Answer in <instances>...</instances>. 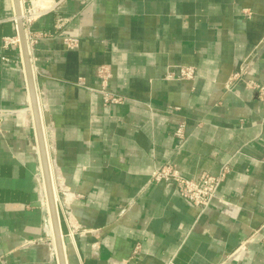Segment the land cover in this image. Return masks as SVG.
<instances>
[{
  "label": "crops",
  "instance_id": "1",
  "mask_svg": "<svg viewBox=\"0 0 264 264\" xmlns=\"http://www.w3.org/2000/svg\"><path fill=\"white\" fill-rule=\"evenodd\" d=\"M24 4L65 263L264 264V0ZM15 7L0 0V264H58ZM223 165L202 213L152 178Z\"/></svg>",
  "mask_w": 264,
  "mask_h": 264
},
{
  "label": "built area",
  "instance_id": "2",
  "mask_svg": "<svg viewBox=\"0 0 264 264\" xmlns=\"http://www.w3.org/2000/svg\"><path fill=\"white\" fill-rule=\"evenodd\" d=\"M21 11H20V20L22 22L24 31L27 33L28 28L37 13L35 12L32 6H26L24 0H20ZM17 37L4 38L2 42V47L5 49L10 44L17 43ZM75 39H70V45L74 44ZM193 71L191 68H181L179 69L180 78H191ZM98 75L102 79H106L108 74L103 68L98 69ZM258 95L260 98L264 99V87L258 88ZM104 100L107 102H119L121 98L110 96L104 94ZM5 110L0 109V117L4 114ZM181 128L176 130V135L181 136ZM229 172L227 165H223L219 172L215 175L201 173L194 179L183 178L177 174V172L170 167H165L159 171H154L152 173V178L155 181L163 180H173L175 182L176 191L178 195L185 200L187 204L194 207L198 210L199 213H202L216 197V193L220 183L225 178L226 174Z\"/></svg>",
  "mask_w": 264,
  "mask_h": 264
},
{
  "label": "water",
  "instance_id": "3",
  "mask_svg": "<svg viewBox=\"0 0 264 264\" xmlns=\"http://www.w3.org/2000/svg\"><path fill=\"white\" fill-rule=\"evenodd\" d=\"M15 8H16V20L18 24V36L19 41L23 50L24 55V66H25V73L26 79L29 88L30 100H31V109L33 113L34 119V126L36 130V139H37V146H38V154L41 166V175L44 185V190L46 194L47 204L49 207V212L51 216V222L54 229V238H55V250L57 254L58 264H66L65 263V256H64V244L67 243L66 238H61L60 232L58 229V215H57V208L55 203V198L52 189V181H51V174H50V166L48 162V156L46 152V143H45V136L42 127V121L40 118L37 95L35 90L34 78L30 66V61L28 57V49L26 43V36L25 31L22 25V22L19 18L20 14V4L19 0H15Z\"/></svg>",
  "mask_w": 264,
  "mask_h": 264
},
{
  "label": "bare ground",
  "instance_id": "4",
  "mask_svg": "<svg viewBox=\"0 0 264 264\" xmlns=\"http://www.w3.org/2000/svg\"><path fill=\"white\" fill-rule=\"evenodd\" d=\"M40 118H41V116H40ZM43 126V125H42ZM46 152H47V148H46ZM47 156H48V152H47ZM48 162H49V160H48ZM50 174H51V171H50ZM51 183H52V189H53V179H52V176H51ZM45 191V190H44ZM53 194H54V198H56V195H55V192H54V189H53Z\"/></svg>",
  "mask_w": 264,
  "mask_h": 264
}]
</instances>
